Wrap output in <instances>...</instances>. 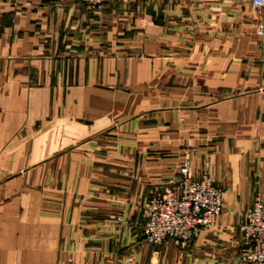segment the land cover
Returning a JSON list of instances; mask_svg holds the SVG:
<instances>
[{"label":"crops","instance_id":"obj_1","mask_svg":"<svg viewBox=\"0 0 264 264\" xmlns=\"http://www.w3.org/2000/svg\"><path fill=\"white\" fill-rule=\"evenodd\" d=\"M179 2L95 31L80 0H0V264H242L264 202V7ZM186 150L223 191L217 223L148 243L143 203Z\"/></svg>","mask_w":264,"mask_h":264},{"label":"built area","instance_id":"obj_2","mask_svg":"<svg viewBox=\"0 0 264 264\" xmlns=\"http://www.w3.org/2000/svg\"><path fill=\"white\" fill-rule=\"evenodd\" d=\"M88 11H100L104 0H80ZM251 9L261 11L264 0H247ZM259 24L257 36L263 35ZM189 157L179 166V178L168 180L161 190H156L142 206L144 218L140 226L146 242L160 245L169 242L187 248L204 228L214 227L222 210L223 191L213 184L211 176L199 179L191 175ZM131 226H128L130 228ZM243 264H264V202L261 194L254 197L247 209L245 220L239 225Z\"/></svg>","mask_w":264,"mask_h":264},{"label":"rangeland","instance_id":"obj_3","mask_svg":"<svg viewBox=\"0 0 264 264\" xmlns=\"http://www.w3.org/2000/svg\"><path fill=\"white\" fill-rule=\"evenodd\" d=\"M108 1L110 2L106 3V0H104L102 9L98 12L88 11L86 7L83 5L86 12L93 15V19H94L93 23H94L95 31H102L101 29H103V27L104 28L107 27L108 29L114 28L115 30H120L122 27L124 29L130 28L131 27L130 22L133 21L134 19L133 17H136L139 14H142L143 12L147 13L149 10L153 11L160 20L171 18L174 14V11L177 10L176 6L180 4L179 0H108ZM107 10L113 13L112 15H114L113 16L114 18L107 19L103 16L104 15L103 13ZM251 10L256 15L260 13V11H255L253 9ZM120 19H124V20L120 22ZM184 157H190V152L188 150H186L183 153L181 160H183ZM241 247L242 246H240L237 255V259L240 263H242L239 258Z\"/></svg>","mask_w":264,"mask_h":264}]
</instances>
